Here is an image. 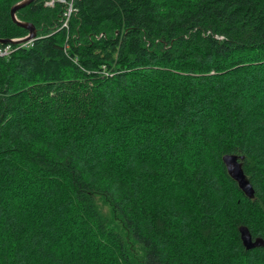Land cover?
Returning a JSON list of instances; mask_svg holds the SVG:
<instances>
[{
	"label": "trees",
	"instance_id": "trees-1",
	"mask_svg": "<svg viewBox=\"0 0 264 264\" xmlns=\"http://www.w3.org/2000/svg\"><path fill=\"white\" fill-rule=\"evenodd\" d=\"M44 1L0 57V264H264V0Z\"/></svg>",
	"mask_w": 264,
	"mask_h": 264
},
{
	"label": "water",
	"instance_id": "water-1",
	"mask_svg": "<svg viewBox=\"0 0 264 264\" xmlns=\"http://www.w3.org/2000/svg\"><path fill=\"white\" fill-rule=\"evenodd\" d=\"M31 1L33 0H22L16 3L15 5H13L10 10L13 20L16 21L19 26L28 30V36L21 39L20 42H25L36 36V29L32 23L21 22L15 16V13L19 8L26 6ZM9 42H10L9 39H0V43H9ZM242 159L243 156H238L235 154H224L222 156V161L226 167L229 176L237 182L239 188L243 191V193L247 197L251 198L254 195V189L243 171ZM239 232H240V238L242 244L246 249L264 246V239L261 237L253 238L247 227L241 226L239 228Z\"/></svg>",
	"mask_w": 264,
	"mask_h": 264
},
{
	"label": "built area",
	"instance_id": "built-area-1",
	"mask_svg": "<svg viewBox=\"0 0 264 264\" xmlns=\"http://www.w3.org/2000/svg\"><path fill=\"white\" fill-rule=\"evenodd\" d=\"M55 1H59V2L67 4V6L63 12V17L61 19L60 27L68 29L71 15L73 14V12L76 11V8L74 7L71 0L70 1H67V0H45L44 5L45 6H53ZM23 38L24 37L12 38L11 42L5 43V44H0V57H8L18 47H29L32 45L34 38L29 39L25 42H20V40Z\"/></svg>",
	"mask_w": 264,
	"mask_h": 264
},
{
	"label": "bare ground",
	"instance_id": "bare-ground-1",
	"mask_svg": "<svg viewBox=\"0 0 264 264\" xmlns=\"http://www.w3.org/2000/svg\"><path fill=\"white\" fill-rule=\"evenodd\" d=\"M26 36H28V33H27V35H25L24 37H26ZM36 38V36L34 37V39ZM12 40H10V42H11ZM0 44H5V43H0Z\"/></svg>",
	"mask_w": 264,
	"mask_h": 264
},
{
	"label": "rangeland",
	"instance_id": "rangeland-1",
	"mask_svg": "<svg viewBox=\"0 0 264 264\" xmlns=\"http://www.w3.org/2000/svg\"><path fill=\"white\" fill-rule=\"evenodd\" d=\"M24 37V36H23Z\"/></svg>",
	"mask_w": 264,
	"mask_h": 264
}]
</instances>
